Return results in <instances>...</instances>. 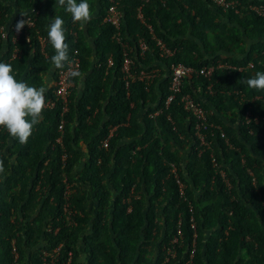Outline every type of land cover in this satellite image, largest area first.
<instances>
[{
	"label": "trees",
	"instance_id": "trees-1",
	"mask_svg": "<svg viewBox=\"0 0 264 264\" xmlns=\"http://www.w3.org/2000/svg\"><path fill=\"white\" fill-rule=\"evenodd\" d=\"M114 1L118 30L102 23L109 0H88L94 18L85 24L73 23L55 0L0 1L8 30L0 62L17 79L39 88L48 72L54 83L57 69L55 50L48 41L41 52L33 30L29 44L23 36L12 44L14 8L35 7L45 38L53 18L64 19L69 57L77 51L83 74L82 84L70 78L61 132L59 102L44 109L26 144L0 128V264H48L42 254L56 248L54 264H264V91L242 82L264 71V0H225L238 4L227 9L210 0ZM153 38L174 56L160 59ZM124 44L133 72L164 71L126 88ZM14 47L19 53L10 59ZM173 63L196 72L214 67L209 79L193 74L183 87L207 114L203 144L178 98L165 107ZM246 111L257 119L245 124Z\"/></svg>",
	"mask_w": 264,
	"mask_h": 264
},
{
	"label": "built area",
	"instance_id": "built-area-1",
	"mask_svg": "<svg viewBox=\"0 0 264 264\" xmlns=\"http://www.w3.org/2000/svg\"><path fill=\"white\" fill-rule=\"evenodd\" d=\"M2 1V0H0ZM111 5L108 7V10L106 11V14L103 18V22L105 23H109L110 25H112L116 30L119 29V25L120 22L122 20V13L117 9L116 5L117 2H115L114 0H109ZM142 3H147L149 0H141ZM211 2H213L216 6L222 7L223 9H227V8H235L238 4L236 2L233 1H225V0H210ZM141 8L142 6H140L137 9V18L143 23L144 22V18L143 15L141 13ZM251 10L253 12H255L258 15H262V9L261 8H257V7H251ZM24 17L22 16V14L16 15L17 22L21 19H26L28 21V25L25 24L24 28L21 29L19 32L16 31L15 29V25L12 26V29H10L13 33V37H12V44H16V42L18 41V39L23 36L24 37V41L25 43L29 44L31 39L29 36L28 31H34L35 32V39L36 41L39 43L40 45V51L43 52V49L47 43L46 38H44L43 36H41L39 34V32L36 30V17L38 16V12L35 10H32L30 13H24L23 14ZM1 10H0V21H1ZM15 22V20H14ZM150 34H152L151 28L148 27ZM7 26L5 27V25L1 24L0 22V37L3 40V42H6L7 36H8V32H7ZM115 39L117 40V42H120V38L119 35H115ZM154 39V38H153ZM155 40L156 43V47L158 48V56L160 59H169L171 57L174 56L176 50L170 49L168 47H166V45L161 42L160 40ZM124 50L123 52V62H122V67H121V73H122V79L125 83L126 88L128 87V84L135 81V80H139V81H145L146 84H150L153 82L154 79L157 78V76L159 77L160 75V71L157 69H152L149 70L148 72L141 70L139 73H135L133 72L132 69V65L133 62L131 60V58L129 57L128 53L126 52L127 50L129 52H131V50L128 48V46L126 44H124L123 46ZM137 50L139 52V56L141 58H144V54L145 52H147L148 50V45L145 42V40L140 39L137 42ZM19 53V50L17 47H14L12 52H11V56L10 59H14L15 57H17V54ZM70 64H67L65 66L64 69H57L56 71V79L54 80L53 87V98H49L46 99V107L45 109H52L53 107H55V105L57 104V102L60 103V117H61V121L59 123L58 126V130L61 132L63 125H64V120H63V116L64 114L67 112L68 108V98L70 95V90L73 87V82L71 81V77L69 75L71 70H79V66H80V61L79 58L77 56V51H74L73 54L70 56ZM112 66V61L111 59H109L107 61V67H111ZM219 67V65H218ZM249 68H252V65L249 64L248 65ZM167 73L166 75H168V80H169V85H168V90H169V95L166 97L165 99V107H168V105L173 102L174 100H176L177 98L180 100V103L182 104L183 110L187 113H192V115L195 117L196 120V136L198 137L199 141L201 142V144L204 143L203 141V135L201 134L200 130L201 129H205L207 120H206V112L197 104H195L193 102V100L191 99V96L189 94H183V85L185 84V80L190 78L193 74H198L201 75L207 79H209L214 71V67H208V68H202L199 71H195L194 69H192L191 67H187L184 66L183 64L177 63V64H170V66L166 69ZM160 110L155 112L153 115L151 116H156L157 114H159ZM251 119H253L254 121L257 119L255 117H251V114L249 113V111H246V113L244 114V122L245 124H249ZM116 127L112 128L109 132V136L104 139V141L102 142V147L104 149H106L108 147V140L111 136V134L115 131ZM57 143H60V138H58L56 140ZM171 166V172L175 178L177 187L180 191V194L182 195L183 193V184L179 181L177 175H176V168L173 165ZM221 177L224 178V173H221ZM68 194V193H66ZM58 251L59 248L53 249L51 252H43V258L44 259H49V263L48 264H53V260H54V256L57 254L58 255ZM57 258V257H56ZM69 261L66 263L68 264Z\"/></svg>",
	"mask_w": 264,
	"mask_h": 264
},
{
	"label": "clouds",
	"instance_id": "clouds-1",
	"mask_svg": "<svg viewBox=\"0 0 264 264\" xmlns=\"http://www.w3.org/2000/svg\"><path fill=\"white\" fill-rule=\"evenodd\" d=\"M55 5L69 13L73 23L85 24L93 18V11L88 0H80L79 3L77 0H55ZM13 10L15 11L10 19L12 23L16 19V15L22 14L24 17V13H30L32 10L37 11L35 7L25 11L17 8ZM25 24L28 25L26 19L19 20L15 25L16 31L19 32L23 29ZM64 25V19L57 15L47 28V42L49 41L55 50L50 61L55 69H64L67 64L71 63ZM43 37L45 38V36ZM69 75L71 78L79 80L81 84L83 83V74L80 71L71 70ZM165 76L168 77L166 73ZM242 82L247 84L250 89L264 91V71H257L253 77ZM47 90L48 88L45 86L37 88L17 79L13 66L9 63L0 62V128L6 129L8 134L13 139L18 140L20 144H26L33 134L35 126L41 121L46 107L45 93ZM113 133L110 137L113 136ZM5 172L4 161L0 159V175L5 174Z\"/></svg>",
	"mask_w": 264,
	"mask_h": 264
},
{
	"label": "crops",
	"instance_id": "crops-1",
	"mask_svg": "<svg viewBox=\"0 0 264 264\" xmlns=\"http://www.w3.org/2000/svg\"><path fill=\"white\" fill-rule=\"evenodd\" d=\"M56 6H58V5H55L54 7H56ZM56 8H57V7H56ZM93 18H94V15H93ZM64 26H65V25H64ZM82 27H83V26H82ZM65 28H66V27H65ZM83 28H85V27H83ZM66 30H67V28H66ZM155 69L159 70V71H160V74H161V73L164 71L165 68H164L163 65H161L160 67H157V68H155ZM50 75H51V74L48 72L46 78H44L45 87H47L48 89L52 87V83H53V80H51L52 77H50ZM82 148L84 149L85 146L82 145ZM182 157H183V158L186 157V152H184V153L182 154Z\"/></svg>",
	"mask_w": 264,
	"mask_h": 264
},
{
	"label": "rangeland",
	"instance_id": "rangeland-1",
	"mask_svg": "<svg viewBox=\"0 0 264 264\" xmlns=\"http://www.w3.org/2000/svg\"><path fill=\"white\" fill-rule=\"evenodd\" d=\"M66 193H68V194L70 193L69 188L67 189ZM67 220H68V219H67ZM173 241H174V240H173ZM56 257H57V254L54 256V260H53L55 263H56ZM54 262H53V264H54Z\"/></svg>",
	"mask_w": 264,
	"mask_h": 264
}]
</instances>
